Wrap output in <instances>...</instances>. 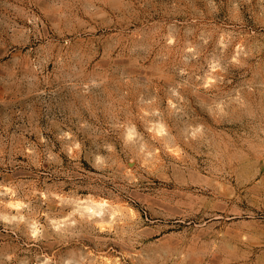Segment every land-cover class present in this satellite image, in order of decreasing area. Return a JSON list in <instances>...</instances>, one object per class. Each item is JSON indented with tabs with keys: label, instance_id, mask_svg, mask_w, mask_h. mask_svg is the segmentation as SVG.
Listing matches in <instances>:
<instances>
[{
	"label": "rangeland",
	"instance_id": "obj_1",
	"mask_svg": "<svg viewBox=\"0 0 264 264\" xmlns=\"http://www.w3.org/2000/svg\"><path fill=\"white\" fill-rule=\"evenodd\" d=\"M0 264H264V0H0Z\"/></svg>",
	"mask_w": 264,
	"mask_h": 264
},
{
	"label": "bare ground",
	"instance_id": "obj_2",
	"mask_svg": "<svg viewBox=\"0 0 264 264\" xmlns=\"http://www.w3.org/2000/svg\"><path fill=\"white\" fill-rule=\"evenodd\" d=\"M160 127H162V126H160ZM164 128V127H163ZM161 128H159V130H160ZM162 131V130H161ZM158 132H160V131H158ZM157 132V133H158ZM12 203V202H11ZM101 203V202H100ZM104 204V203H103ZM96 206H92L93 208H94V212H99V211H101V206L100 205H97V204H95ZM89 207V206H88ZM91 207V208H92ZM83 214H88V212H89V208H86V209H83L82 211H81ZM90 213V212H89ZM20 218V217H19ZM65 223V222H64Z\"/></svg>",
	"mask_w": 264,
	"mask_h": 264
}]
</instances>
